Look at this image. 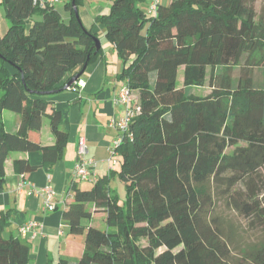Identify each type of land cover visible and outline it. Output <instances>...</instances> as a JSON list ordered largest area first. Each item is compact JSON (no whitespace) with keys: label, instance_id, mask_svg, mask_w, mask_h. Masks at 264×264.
<instances>
[{"label":"trees","instance_id":"16d2710c","mask_svg":"<svg viewBox=\"0 0 264 264\" xmlns=\"http://www.w3.org/2000/svg\"><path fill=\"white\" fill-rule=\"evenodd\" d=\"M33 1L1 0L9 27L0 37V189L8 163L21 175L40 169L16 153H39L43 165L61 159L68 134L53 95L43 93L63 92L101 53L71 3L64 23L54 6ZM257 1L171 0L146 14L137 0H114L98 17L137 111L115 148L118 170L89 190L70 187L62 219L70 236L83 238V251L56 264H264V80L254 75L264 74V17ZM202 87L207 95L193 93ZM4 111L20 117L16 131L7 130ZM44 119L51 147L38 141ZM114 177L125 188L122 204L110 188ZM216 197L260 233L238 260L214 216ZM10 217L0 212V264H29L28 244L3 236Z\"/></svg>","mask_w":264,"mask_h":264},{"label":"crops","instance_id":"0c3cea01","mask_svg":"<svg viewBox=\"0 0 264 264\" xmlns=\"http://www.w3.org/2000/svg\"><path fill=\"white\" fill-rule=\"evenodd\" d=\"M113 2L114 0H75L79 19L84 28L98 38L101 53L81 77L85 82L84 88L77 91L68 89L50 98L55 109L62 114V129L68 134L61 159L43 165L39 153H16L14 159H24L33 166H40L36 172L24 175L14 173L9 163L6 165L5 178L0 189V212L11 211V217L4 231L7 237L14 236L28 244L30 262L35 264H45L50 259L55 264L60 257L73 260L83 251V238L70 236L68 226L62 219L63 211L71 202L69 190L72 184L82 190L83 183L93 184L73 178L78 160L83 157L96 161L95 181L108 174L107 160L117 135L108 123L111 120H120L125 114L124 107L117 104L119 90L125 85V82L118 78L123 64L114 45L106 38L104 26L98 21L99 16L108 14ZM170 2L171 0H159L161 6H167ZM66 3H71V0H61L58 3L61 4L60 7H57L58 4L54 5L64 23H68L71 18ZM136 7L149 14L145 0H137ZM32 20L40 18L33 17ZM6 22L8 23L4 19L0 0V37L8 29ZM31 23L28 22L29 25ZM8 119L12 124L11 130L16 131L20 117L9 115ZM38 141L42 147L55 144L48 119L42 122ZM83 147L86 149L85 155L80 154ZM48 184L55 192L52 202L56 209L52 212L44 210L42 199L36 195V191ZM94 217L96 218V215ZM34 221L42 227L37 231L35 238H21L20 227Z\"/></svg>","mask_w":264,"mask_h":264},{"label":"built area","instance_id":"2783aa9c","mask_svg":"<svg viewBox=\"0 0 264 264\" xmlns=\"http://www.w3.org/2000/svg\"><path fill=\"white\" fill-rule=\"evenodd\" d=\"M148 3V12L153 14L156 12L159 3V0H145ZM61 0H34V5H39L40 7L45 6H54L55 4L60 3ZM77 90L82 89L85 86V82L80 78L75 82ZM75 91V89H73ZM117 104L124 107L125 114L124 117L120 120H111L108 123V126L112 129H116L118 137L113 141V146L110 150L109 158L107 160L108 172H111L116 169L119 164V158L115 151V148L120 144L122 135L128 129L130 120L133 117L135 111H137V99L134 97L129 89L124 85L120 90L117 97ZM80 154L85 155L86 149L83 147L80 150ZM96 167L97 163L94 159L80 158L75 165L73 172V178L81 182H95L96 176ZM49 181V177H48ZM36 195L42 199L44 210L52 212L56 209L55 204L52 202V199L55 197V192L50 184L36 191ZM41 225L37 222H29L28 224L23 225L19 229V234L21 238H35L37 231L41 229ZM62 234V232H60Z\"/></svg>","mask_w":264,"mask_h":264},{"label":"rangeland","instance_id":"374dc122","mask_svg":"<svg viewBox=\"0 0 264 264\" xmlns=\"http://www.w3.org/2000/svg\"><path fill=\"white\" fill-rule=\"evenodd\" d=\"M60 6L61 4H58L57 7H60ZM255 8H256L257 13L264 17V1L258 0L255 3ZM6 24L9 27V24L7 22ZM31 25L28 24L27 30L30 29ZM120 70L122 71V68ZM237 75H238V72L235 71L234 76H237ZM254 75L256 79L261 80V81L264 80V74L262 73L260 69H255ZM180 78L182 79L181 74H180ZM121 89L122 88H120V90ZM209 91L210 90L207 87L193 89V93L198 96H205L209 93ZM9 115H13L14 117L17 114L10 112V111H4L3 119L6 124L7 130H10L12 126L11 121L8 119ZM45 121L47 122V120ZM114 130L117 132L116 129ZM112 146H113V143H112ZM115 170H118V167H116ZM92 186H93L92 183H83L82 188L89 190ZM110 188L116 193L119 203L122 204L125 201V188L119 182L117 177H114L111 179ZM214 216L219 220V225L223 231L224 239L229 244V248L231 249V253H232L234 260H238L239 258H241L240 250H243L247 246L252 245L260 240V233L258 231H253V230L248 229L244 220L238 214H236L231 209H229L223 203L222 199H220L219 197H216V211L214 213ZM96 217L99 218L100 216H96ZM98 226L102 230L106 229V225L103 222H100ZM3 236L7 237L5 231H3ZM30 264H35V263L31 261Z\"/></svg>","mask_w":264,"mask_h":264},{"label":"water","instance_id":"95a60500","mask_svg":"<svg viewBox=\"0 0 264 264\" xmlns=\"http://www.w3.org/2000/svg\"><path fill=\"white\" fill-rule=\"evenodd\" d=\"M71 6L73 8V12L75 14V17L77 20H79V16H78V10L76 8V5H75V0H71ZM94 47H95V51L98 52L101 48V45H100V42L97 38L94 39ZM87 67V63H85L84 67L82 68V70L80 71V73H78L77 75H75L74 77H72L68 82L67 84L64 86L63 90H67L69 89L75 82H77L83 75L85 69ZM58 93V91H52V92H49V93H43L44 95H54Z\"/></svg>","mask_w":264,"mask_h":264}]
</instances>
